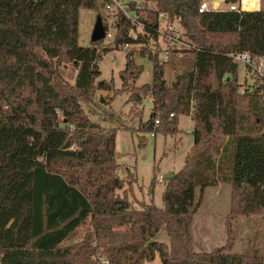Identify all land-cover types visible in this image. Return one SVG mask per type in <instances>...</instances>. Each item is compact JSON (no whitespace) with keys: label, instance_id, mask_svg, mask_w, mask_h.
Returning a JSON list of instances; mask_svg holds the SVG:
<instances>
[{"label":"trees","instance_id":"obj_1","mask_svg":"<svg viewBox=\"0 0 264 264\" xmlns=\"http://www.w3.org/2000/svg\"><path fill=\"white\" fill-rule=\"evenodd\" d=\"M106 1L0 0V264H104V257L109 264H151L157 254L162 264H264L256 251L229 252L233 220L264 215V90L239 92L232 56L264 57V11L200 12L202 0H149L156 5L143 10L138 38L130 35L131 20L117 12L118 46L158 38L161 13L179 18L195 46L189 50L194 67L173 84L164 64L150 56L152 84L128 90L135 106L153 96L140 132L168 137L178 132L181 115L194 121L183 167L165 177L164 207H136L119 176L117 129L93 122L83 107L97 89L112 88L97 82V46L79 44L80 9L97 10ZM70 64L77 70L74 83L64 73ZM142 70L128 52L120 72L124 89ZM146 141L140 136V146ZM219 180L232 185L229 242L196 251V190ZM163 227L170 243L156 239Z\"/></svg>","mask_w":264,"mask_h":264},{"label":"rangeland","instance_id":"obj_2","mask_svg":"<svg viewBox=\"0 0 264 264\" xmlns=\"http://www.w3.org/2000/svg\"><path fill=\"white\" fill-rule=\"evenodd\" d=\"M149 2V0H147ZM207 2L210 10H226L230 4L220 0H202ZM153 8L156 5L149 2ZM148 3V4H149ZM241 10H263L264 0H241L238 4ZM149 9V8H148ZM166 14V13H165ZM99 15L106 17L109 34L101 43L92 42V33ZM105 5L99 9H80L79 44L81 46H97L101 53L99 81L112 82L111 89H97L92 102L83 103L85 112L91 120L104 128H116V150L119 154V176L126 182L129 190V199L136 207L142 203L154 202L164 207L165 177L179 171L184 163L188 151L194 143L192 130L194 121L188 115H181L179 129L175 135L165 137L157 131L140 132V125L147 121L153 110V96L148 94L141 105L135 106L130 101V88L141 87L153 82V60L157 57L165 66V78L171 85L177 77L191 70L195 65L194 56L189 52L195 48L190 43L186 30L177 17L166 18L159 23L161 30L158 38H148L147 43L137 42L118 46L115 42L117 29L114 27V18ZM144 34V28L134 25L130 35L137 38ZM145 50V53H142ZM133 53L135 62L143 66L138 78L129 82L124 89L120 72L125 69L126 55ZM66 78L74 83L77 73L73 64L64 68ZM227 78L229 76H226ZM239 92H253L264 90V83L257 75L251 73L242 62H238ZM263 94V93H262ZM140 136L146 141L140 146ZM158 168V170H157ZM158 171V172H157ZM154 174H158L154 182ZM132 179V184H129ZM122 193V190L119 191ZM232 185L219 180L215 186L204 191L200 187L196 190V200L200 207L193 217L191 233L194 238V248L200 252H210L223 247L229 242L227 217L231 208ZM233 245L229 252L246 254L256 251L264 257V215L237 216L233 222ZM85 227L79 230L76 238L81 240L85 234ZM157 240L170 243V237L165 227L159 232ZM74 238L68 241L73 242ZM149 264V263H144ZM151 264H162L159 255Z\"/></svg>","mask_w":264,"mask_h":264},{"label":"built area","instance_id":"obj_3","mask_svg":"<svg viewBox=\"0 0 264 264\" xmlns=\"http://www.w3.org/2000/svg\"><path fill=\"white\" fill-rule=\"evenodd\" d=\"M147 0H107L105 3V8L108 12H111L113 18L115 20L117 12H122L134 25H139L141 27H145L143 22V17L145 18V13L143 10L146 8L153 9V6ZM230 10H241L239 5L232 4L229 5ZM200 12H204L210 10L207 2H202L200 6ZM166 18L165 13H161L158 17V22L162 23V21ZM161 30L159 28V35ZM107 31V36H110ZM139 37V36H138ZM137 37V38H138ZM154 39V37H151ZM129 45V44H127ZM233 58L237 62H242L245 64L246 68L253 74L257 75L260 79H262L264 83V57H258L250 52H240L236 54H232ZM174 114H172L173 116ZM156 123H159V120H156ZM152 136H155V133H151ZM104 264H109V261L106 258H103Z\"/></svg>","mask_w":264,"mask_h":264},{"label":"water","instance_id":"obj_4","mask_svg":"<svg viewBox=\"0 0 264 264\" xmlns=\"http://www.w3.org/2000/svg\"><path fill=\"white\" fill-rule=\"evenodd\" d=\"M220 1L225 2V0H220ZM106 35H107V30H106V27L104 24L103 17L101 15H99L97 20H96L94 29H93V33H92V37H91L92 42L96 43V42L102 41L103 39L106 38ZM173 175H174V173L171 172L168 175V178L169 179L172 178Z\"/></svg>","mask_w":264,"mask_h":264}]
</instances>
